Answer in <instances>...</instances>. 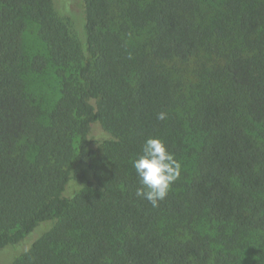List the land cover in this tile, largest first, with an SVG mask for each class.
Here are the masks:
<instances>
[{
	"label": "trees",
	"instance_id": "obj_1",
	"mask_svg": "<svg viewBox=\"0 0 264 264\" xmlns=\"http://www.w3.org/2000/svg\"><path fill=\"white\" fill-rule=\"evenodd\" d=\"M82 4L83 43L53 0H0V250L24 243L9 264H264V0ZM27 22L44 55L25 52ZM205 45L215 60L185 119L173 69ZM48 66L50 109L29 87ZM186 121L195 168L153 207L132 161L150 136L186 161Z\"/></svg>",
	"mask_w": 264,
	"mask_h": 264
},
{
	"label": "rangeland",
	"instance_id": "obj_2",
	"mask_svg": "<svg viewBox=\"0 0 264 264\" xmlns=\"http://www.w3.org/2000/svg\"><path fill=\"white\" fill-rule=\"evenodd\" d=\"M223 0H205L208 9L215 10L217 7H221ZM55 8L60 15L65 17L69 28L76 34L77 38L83 43L85 40L84 34V16H83V4L82 0H53ZM211 16V12L209 13ZM133 41L140 43L144 42L147 36L146 29H141L132 34ZM22 43L25 52L32 56L34 54L44 55L46 53L44 44L42 43L38 32L37 25L32 22H27L22 35ZM207 45L201 47V59L191 58L187 62L175 65L174 73L177 79V110L184 113L185 119H187L193 112V105L197 97L199 84L207 77L206 71L211 68L215 59H208L209 52ZM29 87L34 92L38 91L39 96L37 100L41 102V106L50 109L53 106L54 101L59 95V81L53 72L51 67H46L42 73L33 74L30 78ZM30 90V89H29ZM39 98V99H38ZM187 133L192 139L185 143L182 153L186 155V161L182 160L181 163V176H185V179H189L196 163L197 149L199 144L202 143V134H199L197 130L188 127L187 121L184 123ZM110 134L104 131L98 124L93 125L92 137L95 140H101L108 137ZM188 156V157H187ZM80 184L71 183L67 187V192L73 193L79 189ZM199 232L206 233L211 232L207 222L202 225L198 224L195 227ZM33 231L29 236H33ZM24 247V243L18 246H9L0 250V264H9V262L21 252Z\"/></svg>",
	"mask_w": 264,
	"mask_h": 264
},
{
	"label": "clouds",
	"instance_id": "obj_3",
	"mask_svg": "<svg viewBox=\"0 0 264 264\" xmlns=\"http://www.w3.org/2000/svg\"><path fill=\"white\" fill-rule=\"evenodd\" d=\"M156 119L165 121L167 113L158 112ZM132 167L139 184L135 195L153 207L166 198L171 186L181 176V163L159 137L145 138L140 154L132 161Z\"/></svg>",
	"mask_w": 264,
	"mask_h": 264
}]
</instances>
